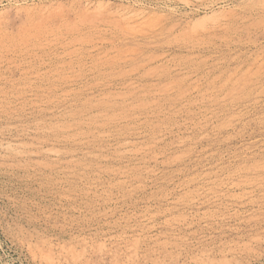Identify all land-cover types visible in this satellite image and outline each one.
<instances>
[{"label": "rangeland", "instance_id": "rangeland-1", "mask_svg": "<svg viewBox=\"0 0 264 264\" xmlns=\"http://www.w3.org/2000/svg\"><path fill=\"white\" fill-rule=\"evenodd\" d=\"M0 264H264V0H0Z\"/></svg>", "mask_w": 264, "mask_h": 264}]
</instances>
